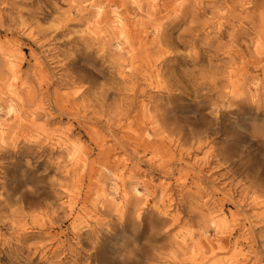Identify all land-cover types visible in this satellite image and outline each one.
<instances>
[{"label": "rangeland", "instance_id": "rangeland-1", "mask_svg": "<svg viewBox=\"0 0 264 264\" xmlns=\"http://www.w3.org/2000/svg\"><path fill=\"white\" fill-rule=\"evenodd\" d=\"M75 1L0 0V264H264V0Z\"/></svg>", "mask_w": 264, "mask_h": 264}, {"label": "bare ground", "instance_id": "bare-ground-1", "mask_svg": "<svg viewBox=\"0 0 264 264\" xmlns=\"http://www.w3.org/2000/svg\"><path fill=\"white\" fill-rule=\"evenodd\" d=\"M135 3L141 8V3L139 0H134ZM72 3H75V0H71ZM94 14V29L100 28V32L103 34V37H106L109 33V28L116 33L117 40L114 45L115 51L118 55L123 56L125 54H131L134 50L132 37L129 33V23L127 22L124 14L120 11V7H116L112 10L105 9L104 6L99 5L97 9L93 12ZM156 31H159V28L156 27ZM130 34V35H129ZM2 53L7 55L8 48L0 47ZM13 51V50H12ZM11 67V63H9ZM125 71L121 70V75L125 76ZM8 106V114L12 116L13 119H22L23 115L19 111V109L13 104L10 103ZM144 108H146V104H143ZM3 105L0 104V110H3ZM21 121V120H20ZM3 126V123H1ZM74 158L75 155H72ZM107 177L110 178V182L107 183L106 186L103 187V191L105 194V199L110 201L112 210L118 215L122 216L125 213V210L128 208L131 200L130 198L134 196L136 198V202H131L133 212H139L140 207L137 205V202H141L143 191L140 190L139 186L135 182L120 181L114 179V172L111 170H107ZM122 180V181H121ZM120 194V195H119ZM211 220L214 224H218V221L215 220L214 217H211ZM219 225V224H218Z\"/></svg>", "mask_w": 264, "mask_h": 264}]
</instances>
